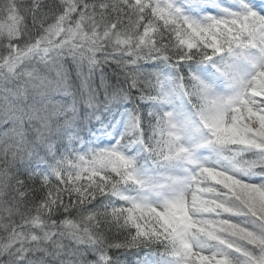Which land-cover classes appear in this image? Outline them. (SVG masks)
I'll list each match as a JSON object with an SVG mask.
<instances>
[{
	"label": "snow or ice",
	"instance_id": "snow-or-ice-1",
	"mask_svg": "<svg viewBox=\"0 0 264 264\" xmlns=\"http://www.w3.org/2000/svg\"><path fill=\"white\" fill-rule=\"evenodd\" d=\"M65 54L119 70L110 148ZM0 264H264V0H0Z\"/></svg>",
	"mask_w": 264,
	"mask_h": 264
},
{
	"label": "trees",
	"instance_id": "trees-1",
	"mask_svg": "<svg viewBox=\"0 0 264 264\" xmlns=\"http://www.w3.org/2000/svg\"><path fill=\"white\" fill-rule=\"evenodd\" d=\"M54 68L58 72L50 69L49 73L52 78L60 74L59 76L66 78L69 83V90L60 95L67 98L68 118L74 122L76 130L80 132L79 146L87 145L84 150L88 151L93 146L110 148L115 145L117 139L100 143L92 142L89 138L97 133L109 131L122 110H131L126 95L113 87L116 84L119 70L114 66L104 64L103 67L97 68L90 77L87 71L84 76H81L78 62L71 57L62 58L61 56L56 60ZM85 77H88L87 80ZM133 158H136V154H133ZM138 163L140 165L138 172L144 167L148 173L149 169L142 158L138 160ZM133 186L135 185L128 187Z\"/></svg>",
	"mask_w": 264,
	"mask_h": 264
},
{
	"label": "rangeland",
	"instance_id": "rangeland-1",
	"mask_svg": "<svg viewBox=\"0 0 264 264\" xmlns=\"http://www.w3.org/2000/svg\"><path fill=\"white\" fill-rule=\"evenodd\" d=\"M61 57L62 58L71 57L73 59V57L71 55H68V54H65ZM58 59H59V57L58 58L53 57V58L45 61L44 63H40L39 61H36L35 63H36L38 70L40 71V73L42 75H45V76H48L49 78H52V75L49 73V71H50V69H53L55 72H58V70L54 68L56 66V60H58ZM58 75H60V74H58ZM176 109H177V112L180 113L181 115L187 113V109L179 101H177V103H176ZM122 115L118 119H116V122L114 123L111 131H109L107 134H100V135L96 136L95 140L105 139V141H108V140H114L117 137L119 138L120 134L124 131V124L122 122ZM139 173L142 177H146L147 176L146 168H144V167L141 168L139 170ZM127 191L130 194L142 195L141 190L137 186L128 187Z\"/></svg>",
	"mask_w": 264,
	"mask_h": 264
}]
</instances>
